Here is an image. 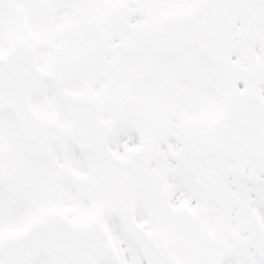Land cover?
<instances>
[{
    "label": "snow or ice",
    "instance_id": "6c2138e0",
    "mask_svg": "<svg viewBox=\"0 0 264 264\" xmlns=\"http://www.w3.org/2000/svg\"><path fill=\"white\" fill-rule=\"evenodd\" d=\"M0 264H264V0H0Z\"/></svg>",
    "mask_w": 264,
    "mask_h": 264
}]
</instances>
